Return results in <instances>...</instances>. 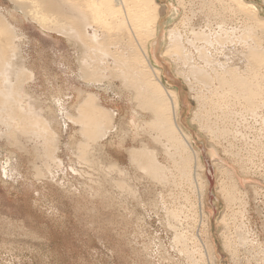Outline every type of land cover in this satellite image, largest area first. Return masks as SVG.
<instances>
[{"label": "rangeland", "instance_id": "rangeland-1", "mask_svg": "<svg viewBox=\"0 0 264 264\" xmlns=\"http://www.w3.org/2000/svg\"><path fill=\"white\" fill-rule=\"evenodd\" d=\"M156 1L160 4L161 18L172 14L169 7L180 8L170 18L167 30L176 27L182 31L185 22L204 24L209 20L218 31V24L225 20L232 40L226 41L232 49L230 64L240 65L248 74L251 72L253 61L248 51L254 35L246 30L242 16L224 6L226 0ZM251 1L259 4L260 14L264 16V1ZM24 7L25 13L14 11L12 0H0V15L14 28L15 45L19 46L12 61H21V56L28 72L18 93L21 103H35V114L52 121L59 148L54 145L57 158L50 159L47 165L42 155L44 137L18 132L9 141L8 131L0 122V264H191L178 249L181 243L176 240V229L188 237L189 250L196 251L194 255L200 264H212L199 258L206 252L205 241L210 240L203 231L194 193L179 178L175 150L148 123L150 113L133 101L132 92L117 76L119 69L102 57L101 64L106 62L107 69L92 68L91 72L96 75L98 71V78L107 76L103 81L81 77L76 47L53 29H45L37 20L26 16L35 8L28 0ZM4 39L6 34L0 29V40ZM213 40L216 41L215 37ZM162 41L158 52L162 62L171 68L167 72L172 75V85L184 95L182 118L205 164L209 186L204 209L209 213L210 232L220 261L264 264V122L257 125L259 141H254V130L245 129L250 144L237 142L240 149L236 147L227 156L223 147L213 143L192 120L197 108L196 94L191 92L183 75L176 73L170 57L162 55L167 38ZM222 50L218 49L216 55L224 61ZM95 60L99 61L98 54ZM79 89L97 95L96 103L106 113H117L116 124L124 127L121 135L102 140L82 134L75 117ZM215 146L222 157L216 152L211 157ZM134 147H144L159 159L166 183L153 179L130 160L129 149ZM234 153L245 157L247 171H241L233 159ZM214 159H221L245 179L239 189L241 193L237 191L240 201L236 200L234 209L239 211L238 221H244L251 232L237 254L236 248L232 254L225 246L221 220L226 213L229 220L231 210L219 191L221 177ZM120 181L124 182L123 186L118 185ZM173 209L181 211L180 222L171 216ZM231 225V231L235 232ZM192 234L196 239L190 238Z\"/></svg>", "mask_w": 264, "mask_h": 264}, {"label": "bare ground", "instance_id": "bare-ground-1", "mask_svg": "<svg viewBox=\"0 0 264 264\" xmlns=\"http://www.w3.org/2000/svg\"><path fill=\"white\" fill-rule=\"evenodd\" d=\"M12 1L15 4L14 11L26 12L24 7L26 0ZM28 1L35 8H32L26 16L37 20L45 29H53L76 47L79 52L77 59L81 77L89 81H103L102 79L107 76L98 78V71L96 75L91 72L92 68L107 69L106 62L101 64L102 57L108 62L111 60L115 68L119 69L117 76L132 92L133 101L135 100L150 113L151 122L148 123L157 130L160 137L166 139L168 147L175 150L173 156H177L179 178L189 184L194 193L203 231L210 240V242L205 241V254L201 253L202 256L197 257L200 260L206 259L212 264H222L215 238L210 232L209 213L204 209L209 186L204 174L205 164L201 151L196 147L193 134L182 118L184 95L179 88L172 85V75L167 72V69L171 68L167 63L166 65L162 62L161 53L159 54L158 51L162 40L167 38V45L162 55L170 57L176 66V73L183 75L191 92L196 94L192 93L197 99V108L193 112L192 120L199 124L200 130L206 132L213 143L223 147L224 153L229 156L236 147L240 149L237 142L250 144L245 129L254 130L256 132L254 141H259L260 133L257 125L264 122V49L261 47L264 46V16L260 14L259 4L251 0H226L224 3L228 9H233L242 16L246 30L254 35L248 51L253 61V68L248 74L240 65L230 64L233 59L230 56L232 49L227 47L226 41L231 40V36L228 35L229 26L225 20L218 24V31L208 22L209 20L204 24L185 22L182 31L176 27L167 30L166 26L170 18H174L180 8L169 7L172 14L169 13L166 18H161L160 4L156 0ZM98 23L101 25L98 26ZM0 29L6 34V39L0 40V122L8 131L9 141L18 132L30 137H44L42 155L46 157L49 165L50 159L55 158V151L59 148L58 136L51 120L35 114L33 111V109L37 110L35 103L32 105L21 103L18 92L22 90L21 87L28 77L26 62L21 56V61H12L19 46L15 45L14 28L1 15ZM215 33H219V36ZM218 49H223L224 61L216 55ZM96 54L99 61L95 60ZM26 94L28 95V91ZM96 99L97 95L93 92L78 93L75 117L81 125L80 131L92 139L105 140L115 134L119 136V133L124 131V127L122 124L120 126L116 124L117 113L115 111L112 114L106 113L97 105ZM186 110H189V106ZM64 123L66 124V121ZM130 128L133 131L132 124ZM256 145L260 146V144ZM251 146L257 149L255 144ZM213 149L211 157L213 154L215 156V152L219 154V148ZM129 155L130 160L145 169L150 177L166 183L164 167L154 154L144 147H134L129 149ZM234 155L236 158L233 159L238 163L241 171H247L244 166L245 157L241 153ZM214 160L221 177L219 191L227 203V208L231 210L230 221L227 213L221 220L224 223L225 246L231 249L232 254L236 248L237 254L241 243L247 242L248 233L251 232L250 228L247 230L248 225L244 221H238L239 211L234 209L235 202L240 201L237 200V191L240 192L245 179L221 159ZM121 181L118 183L119 186L124 185ZM242 196L244 197L243 193ZM170 214L177 221H181V211L177 212L173 209ZM242 217H245L244 213ZM232 223L235 232L231 231ZM171 227L176 229L174 224ZM175 236L181 243L178 249L188 261L191 264H200L194 255L196 251L189 250L188 237L177 229ZM192 237L196 239L194 234L190 235V238Z\"/></svg>", "mask_w": 264, "mask_h": 264}]
</instances>
